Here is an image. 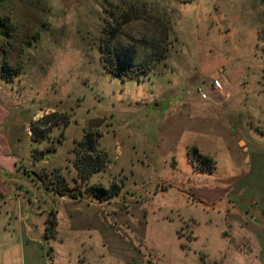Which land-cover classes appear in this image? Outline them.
<instances>
[{"label":"rangeland","instance_id":"1","mask_svg":"<svg viewBox=\"0 0 264 264\" xmlns=\"http://www.w3.org/2000/svg\"><path fill=\"white\" fill-rule=\"evenodd\" d=\"M0 18V154L16 160L0 170V264H264V176L257 192L249 177L264 148V0H0ZM113 27L120 58H163L141 78L109 72ZM183 103L207 127L165 162L155 118ZM54 112L34 140L31 122ZM101 116L90 155L106 168L84 182L74 148ZM61 178L119 196L97 216L60 203ZM51 208L63 211L47 240Z\"/></svg>","mask_w":264,"mask_h":264},{"label":"trees","instance_id":"2","mask_svg":"<svg viewBox=\"0 0 264 264\" xmlns=\"http://www.w3.org/2000/svg\"><path fill=\"white\" fill-rule=\"evenodd\" d=\"M129 17V12H126L122 14V18L127 19ZM0 23L3 24L4 29L0 31L1 33L9 34L10 26L8 22L4 19L0 18ZM117 27L111 28V30H103L102 36H101V48L104 50V56L103 58V65L104 67L114 75H117L119 77H127V78H141L148 74V71L151 69L148 67V64L150 63V60L153 59L155 61H160L163 56L159 55L158 57H152V55H149L142 60L138 62H130L127 60H124L116 55L114 52V48L112 45V41L116 35ZM10 35V34H9ZM6 68V66H5ZM56 114L51 113L43 116L42 118L31 122L30 130L32 132L33 139L36 141L45 137V134L47 130L49 129V126L46 127V125H51L53 122L55 123L57 121ZM62 121L64 122V125L66 126L68 124L67 118H63ZM37 137V138H36ZM96 147V137L95 133L92 129H89L85 133V137L83 140H80L77 142V146L74 148L76 156L75 160L73 161V165L77 169L78 176L82 181H86L92 174L97 173L101 170H104L105 167V154H97L96 156L92 157L90 153H95ZM85 150L87 154H81L79 149ZM27 175V171H25ZM32 173L37 177V179L44 184V180L41 177V175L35 171H32ZM58 177V176H57ZM54 187H52L51 191H54L56 194L59 195H67L68 197L72 199H81L84 196H90L93 199H97L100 201H110L114 197L119 195V188H115L114 185L109 187L108 189L104 188L100 184H86V187L84 190H81L80 188H74L69 187L65 184V181L63 178L57 179L55 182H52ZM167 186V185H165ZM48 189V186H46ZM0 196L2 194L0 193ZM57 218L55 211H49L48 215L46 217V225H45V231H44V238L47 240H50L55 237L56 231H57Z\"/></svg>","mask_w":264,"mask_h":264},{"label":"crops","instance_id":"3","mask_svg":"<svg viewBox=\"0 0 264 264\" xmlns=\"http://www.w3.org/2000/svg\"><path fill=\"white\" fill-rule=\"evenodd\" d=\"M166 111L167 112L169 111L168 115L166 116L162 115L160 118H155L158 130L156 135V148L154 153L160 155L161 157H164L165 162H168L167 160H171L173 158L174 161L178 162V159L176 158V153L178 152V146L180 144L181 139L184 138L187 135V133L205 131L206 130L205 127L207 126L205 124L204 126H202L203 124L201 119L202 113L194 112L190 107L187 106L186 103H183V105L181 104V106L177 105L171 107L170 109H166ZM215 134L219 137H221L222 135L217 133ZM188 148L190 147H186L185 152L183 154L186 163H187L186 155L188 154L187 152ZM5 153L6 152H3L2 155L0 154V163L4 165V167L0 165L1 168L0 170L4 175L9 174L10 166L11 167L16 166V160L13 161L11 160L14 157H12L11 155H6ZM252 160L253 162L251 165V169L249 171L250 172L249 177L253 179L254 181L253 185L256 187L253 188L254 189L253 191L257 192L258 191L257 188H260L263 184L262 181L260 180V178L264 176L263 147L259 148V150L256 152L255 158ZM65 196L66 195H59V197H61V199L63 200V201L61 200L62 202L60 201V203L71 206L72 208L79 206L80 209L85 210L86 212H89L97 216H101V215L105 216L107 214L106 205H108V203H111V201L114 200L113 198L110 201H100L97 199H93L90 196H84L81 199H72L68 196L66 197ZM51 210L52 208L50 209V211ZM52 211H55L57 217L62 213L63 208H59L58 210L53 209Z\"/></svg>","mask_w":264,"mask_h":264},{"label":"water","instance_id":"4","mask_svg":"<svg viewBox=\"0 0 264 264\" xmlns=\"http://www.w3.org/2000/svg\"><path fill=\"white\" fill-rule=\"evenodd\" d=\"M108 120L107 116H101V117H94L90 118L87 121V128L88 129H96L99 128L101 125H103Z\"/></svg>","mask_w":264,"mask_h":264},{"label":"built area","instance_id":"5","mask_svg":"<svg viewBox=\"0 0 264 264\" xmlns=\"http://www.w3.org/2000/svg\"><path fill=\"white\" fill-rule=\"evenodd\" d=\"M212 86H213L214 88H217V89H221V88H222L220 81L217 80V79H214V80H213V82H212ZM204 96H205V95L202 94V97H204Z\"/></svg>","mask_w":264,"mask_h":264}]
</instances>
